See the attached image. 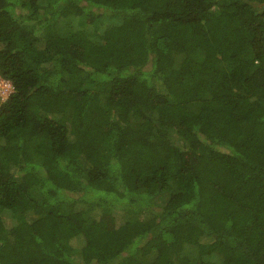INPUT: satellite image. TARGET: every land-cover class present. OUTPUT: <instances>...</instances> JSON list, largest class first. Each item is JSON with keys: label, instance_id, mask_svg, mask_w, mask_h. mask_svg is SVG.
<instances>
[{"label": "trees", "instance_id": "16d2710c", "mask_svg": "<svg viewBox=\"0 0 264 264\" xmlns=\"http://www.w3.org/2000/svg\"><path fill=\"white\" fill-rule=\"evenodd\" d=\"M0 264H264V0H0Z\"/></svg>", "mask_w": 264, "mask_h": 264}, {"label": "built area", "instance_id": "2783aa9c", "mask_svg": "<svg viewBox=\"0 0 264 264\" xmlns=\"http://www.w3.org/2000/svg\"><path fill=\"white\" fill-rule=\"evenodd\" d=\"M14 91V87L11 82L0 78V97L1 100H6L10 94Z\"/></svg>", "mask_w": 264, "mask_h": 264}]
</instances>
